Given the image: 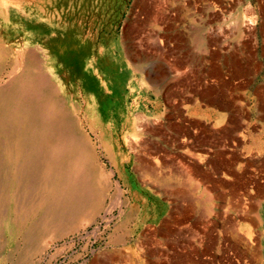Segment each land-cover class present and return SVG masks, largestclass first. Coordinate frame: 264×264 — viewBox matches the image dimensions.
<instances>
[{"label":"rangeland","instance_id":"374dc122","mask_svg":"<svg viewBox=\"0 0 264 264\" xmlns=\"http://www.w3.org/2000/svg\"><path fill=\"white\" fill-rule=\"evenodd\" d=\"M120 1L0 0L3 44L56 76L41 112L77 122V169L108 188L25 242L37 191L0 172V264H264V0ZM121 12L182 21L125 36Z\"/></svg>","mask_w":264,"mask_h":264},{"label":"bare ground","instance_id":"6f19581e","mask_svg":"<svg viewBox=\"0 0 264 264\" xmlns=\"http://www.w3.org/2000/svg\"><path fill=\"white\" fill-rule=\"evenodd\" d=\"M9 39L11 33L0 38V134L4 138L0 146V185L4 194L13 193V196L27 190L37 191L38 203L26 211L30 226L22 238L25 242L42 241L46 239L42 232H46L50 222L57 218L64 221L84 205L98 208L108 188L98 176L89 185L90 176L77 169L83 157L82 149L86 148L81 147L75 134L77 122L68 121L63 112H56L51 118L41 112L56 96L49 84L56 76L50 72L47 56L34 47L11 51L7 46L13 41ZM74 169L79 170V178ZM70 170L74 173H70L72 177L67 175Z\"/></svg>","mask_w":264,"mask_h":264},{"label":"crops","instance_id":"0c3cea01","mask_svg":"<svg viewBox=\"0 0 264 264\" xmlns=\"http://www.w3.org/2000/svg\"><path fill=\"white\" fill-rule=\"evenodd\" d=\"M121 0L118 4L127 5ZM133 3V2H132ZM122 11V10H121ZM157 13V12H156ZM119 14V13H118ZM121 12L114 19V27L123 33L125 36H140V37H160L165 35L176 34L180 29V18H175V15L171 14L166 17L165 13H161L160 16L145 15L125 12L123 15ZM6 23H9L8 17Z\"/></svg>","mask_w":264,"mask_h":264}]
</instances>
